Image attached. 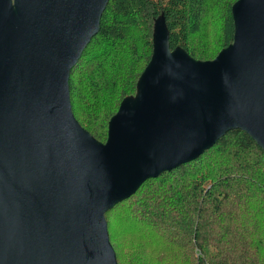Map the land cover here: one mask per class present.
Masks as SVG:
<instances>
[{
  "label": "water",
  "instance_id": "95a60500",
  "mask_svg": "<svg viewBox=\"0 0 264 264\" xmlns=\"http://www.w3.org/2000/svg\"><path fill=\"white\" fill-rule=\"evenodd\" d=\"M108 0H0V264H119L105 213L231 129L264 151V0L231 6L213 59L154 22L135 95L98 141L74 117L71 72Z\"/></svg>",
  "mask_w": 264,
  "mask_h": 264
},
{
  "label": "trees",
  "instance_id": "16d2710c",
  "mask_svg": "<svg viewBox=\"0 0 264 264\" xmlns=\"http://www.w3.org/2000/svg\"><path fill=\"white\" fill-rule=\"evenodd\" d=\"M235 1L108 0L70 74L80 125L106 140L108 121L135 95L150 60L157 18L171 49L211 60L232 41ZM139 187L105 213L119 264H264V151L243 130H228L198 158Z\"/></svg>",
  "mask_w": 264,
  "mask_h": 264
},
{
  "label": "rangeland",
  "instance_id": "374dc122",
  "mask_svg": "<svg viewBox=\"0 0 264 264\" xmlns=\"http://www.w3.org/2000/svg\"><path fill=\"white\" fill-rule=\"evenodd\" d=\"M217 35L214 33V31H213V42L216 44V46L215 47H213L214 48V50H213V52H215L216 51V48L218 47V45H219V43L217 42Z\"/></svg>",
  "mask_w": 264,
  "mask_h": 264
}]
</instances>
